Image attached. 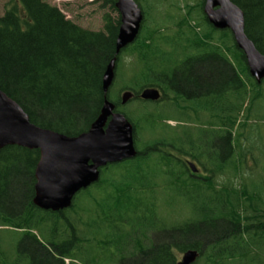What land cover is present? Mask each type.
Returning a JSON list of instances; mask_svg holds the SVG:
<instances>
[{
  "label": "trees",
  "instance_id": "obj_1",
  "mask_svg": "<svg viewBox=\"0 0 264 264\" xmlns=\"http://www.w3.org/2000/svg\"><path fill=\"white\" fill-rule=\"evenodd\" d=\"M104 1L116 16L106 14L100 31L44 0H10L0 15V90L37 126L77 136L100 115L103 76L116 57L121 24L117 0ZM162 1L137 0L145 14L141 32L116 63L131 56L138 68L127 88L137 96L159 88L165 105L141 100L146 108L135 116L109 93L138 133L158 131V137L142 148L135 132L136 157L105 167L61 211L33 202L39 150L0 149V264H177L188 250L200 254L194 264H264V197L258 187L251 193L218 180L239 174L237 129L263 97L264 81L251 76L230 30L209 23L203 0L186 3L178 22L168 10L181 6L172 0L162 17ZM232 1L264 55V0ZM171 22L179 27L172 37ZM168 121L177 126H162ZM171 151L192 158L207 175L191 174ZM175 203L188 207L186 219L170 221Z\"/></svg>",
  "mask_w": 264,
  "mask_h": 264
},
{
  "label": "water",
  "instance_id": "obj_2",
  "mask_svg": "<svg viewBox=\"0 0 264 264\" xmlns=\"http://www.w3.org/2000/svg\"><path fill=\"white\" fill-rule=\"evenodd\" d=\"M116 8L121 21L116 57L103 76L105 100L101 113L88 131L68 136L37 126L16 101L0 90V149L17 145L40 151L33 202L43 210L70 208L78 192L100 180L102 168L137 155L135 127L124 113L117 111L108 94L116 77L117 55L139 36L144 13L137 0H117ZM204 14L216 29L231 31L251 76L260 84L264 80V55L245 33L242 9L232 0H204ZM161 96L160 90L154 87L145 88L140 94L148 101H158ZM133 97V92H124L122 105ZM189 167L193 172L197 171L194 163H189ZM199 255L196 250H188L177 264H194Z\"/></svg>",
  "mask_w": 264,
  "mask_h": 264
},
{
  "label": "rangeland",
  "instance_id": "obj_3",
  "mask_svg": "<svg viewBox=\"0 0 264 264\" xmlns=\"http://www.w3.org/2000/svg\"><path fill=\"white\" fill-rule=\"evenodd\" d=\"M10 0H0V15L5 14V10ZM48 3L56 6L61 10V12L66 16L67 19L75 22L76 24L85 27L89 30L100 31L104 28V16L106 14H111L112 16H116V13L111 10L108 4H105L104 0H44ZM172 0H163L162 1V17L165 13V9H167L168 5ZM199 0H176V5L181 6L179 8H169V12L171 11L176 22L179 21V17L183 15L182 7L185 6L186 3L190 5H197ZM199 16V14H197ZM160 17V16H159ZM199 18V17H198ZM199 20H201L199 18ZM157 23L154 17L150 18L149 25H153ZM194 23V22H193ZM205 27V22L202 21ZM167 34L172 37L179 30L178 26H175L173 22L166 25ZM121 64L117 67V73L115 81L110 88L109 93L112 95L122 96V94L126 90H130L127 87L130 84V79L133 76L134 72L138 68L134 62V59L128 54L122 55ZM262 90L264 93V83H262ZM162 106L165 103H161ZM149 109L153 108L154 105H147ZM161 106V107H162ZM146 108V105L142 103L141 100L134 99L125 105V109L132 115H138L139 111H143ZM163 108V107H162ZM164 109V108H163ZM203 120H207V115H202ZM244 126L237 129V133L240 134V142L238 146V153L241 154L242 161L237 166V176L234 177L232 172L227 173L230 175L229 177H222L218 179L219 182L232 184L235 186H244L246 185L251 193L255 192V188L258 187L260 190V194L264 197V95L260 99L257 100L256 104L251 107V111L248 114L247 119L242 117L240 119ZM164 127L165 125L177 126V122L168 121L166 123H162ZM197 123L194 125L196 126ZM159 135V132L151 133L148 130H140L138 135V140H140V145L143 148L145 143H148L154 139H156ZM218 147V145H216ZM185 158V157H184ZM188 162L195 163L197 165L199 175H207L201 165L193 160L192 158H187ZM202 168V170H201ZM232 180L230 181L229 179ZM173 216L170 220L171 222H177L183 219H186L188 212V207L183 204H176L174 206ZM183 222V221H182ZM0 229H4V227H0ZM6 229V228H5ZM3 236L8 238L9 232H4ZM154 237V236H153ZM155 238V237H154ZM161 237H159L160 239ZM155 239L158 238L156 237ZM183 254L178 255V261L181 259Z\"/></svg>",
  "mask_w": 264,
  "mask_h": 264
},
{
  "label": "flooded vegetation",
  "instance_id": "obj_4",
  "mask_svg": "<svg viewBox=\"0 0 264 264\" xmlns=\"http://www.w3.org/2000/svg\"><path fill=\"white\" fill-rule=\"evenodd\" d=\"M135 132H137L136 133V136H137V139L139 138L138 137V135H139V133H138V131H137V129L135 130ZM134 132V133H135ZM135 145H136V148H137V146H138V142L136 141V139H135ZM170 149V147H167V148H160V150H162V151H170L169 150ZM171 155H173L174 156V158L176 159V160H182V161H184V163H185V166H186V168L190 171V169L188 168V159L187 158H189V157H185L184 158V156H180V155H178L177 153H175V152H169ZM136 157V156H135ZM201 170H202V168H201ZM199 172H200V170H199ZM190 173H191V171H190ZM192 174V173H191ZM198 175H199V173H198ZM34 200V199H33Z\"/></svg>",
  "mask_w": 264,
  "mask_h": 264
}]
</instances>
